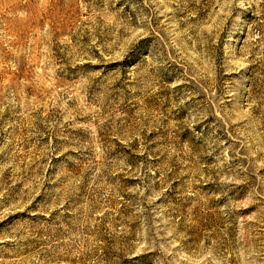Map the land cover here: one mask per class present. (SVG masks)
<instances>
[{
    "label": "rangeland",
    "instance_id": "374dc122",
    "mask_svg": "<svg viewBox=\"0 0 264 264\" xmlns=\"http://www.w3.org/2000/svg\"><path fill=\"white\" fill-rule=\"evenodd\" d=\"M0 264H264V0H0Z\"/></svg>",
    "mask_w": 264,
    "mask_h": 264
}]
</instances>
